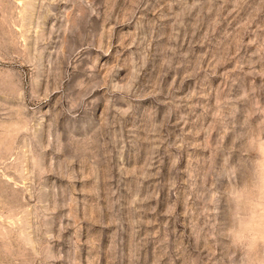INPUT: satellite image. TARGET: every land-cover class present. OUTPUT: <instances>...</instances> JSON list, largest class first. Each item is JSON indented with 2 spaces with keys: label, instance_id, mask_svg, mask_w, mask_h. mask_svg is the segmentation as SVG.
<instances>
[{
  "label": "rangeland",
  "instance_id": "1",
  "mask_svg": "<svg viewBox=\"0 0 264 264\" xmlns=\"http://www.w3.org/2000/svg\"><path fill=\"white\" fill-rule=\"evenodd\" d=\"M0 264H264V0H0Z\"/></svg>",
  "mask_w": 264,
  "mask_h": 264
}]
</instances>
